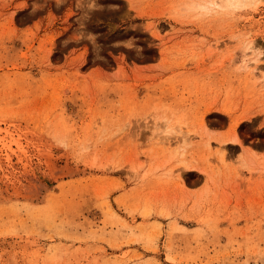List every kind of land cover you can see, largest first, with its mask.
Returning <instances> with one entry per match:
<instances>
[{"label": "rangeland", "instance_id": "rangeland-1", "mask_svg": "<svg viewBox=\"0 0 264 264\" xmlns=\"http://www.w3.org/2000/svg\"><path fill=\"white\" fill-rule=\"evenodd\" d=\"M226 3L0 0V264H264V0Z\"/></svg>", "mask_w": 264, "mask_h": 264}, {"label": "bare ground", "instance_id": "bare-ground-1", "mask_svg": "<svg viewBox=\"0 0 264 264\" xmlns=\"http://www.w3.org/2000/svg\"><path fill=\"white\" fill-rule=\"evenodd\" d=\"M232 0H227V3L226 4H230ZM258 1V0H257ZM260 1V0H259ZM264 64V63H263ZM236 140V139H234ZM234 142V141H233ZM234 144H237V142L235 141Z\"/></svg>", "mask_w": 264, "mask_h": 264}]
</instances>
